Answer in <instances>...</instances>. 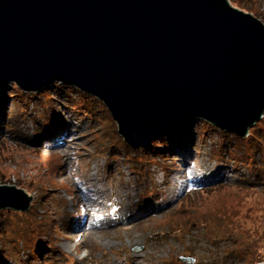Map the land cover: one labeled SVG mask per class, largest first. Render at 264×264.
<instances>
[{
  "label": "rangeland",
  "instance_id": "obj_1",
  "mask_svg": "<svg viewBox=\"0 0 264 264\" xmlns=\"http://www.w3.org/2000/svg\"><path fill=\"white\" fill-rule=\"evenodd\" d=\"M230 2L264 23V0ZM10 86L0 100V181L33 200L5 215L1 247L10 256L2 264H55L66 255L63 264H242V255L264 263V180L233 133L198 119L174 130L171 145L158 144L164 154L140 161L113 148L116 136L95 105L94 117L71 108L84 103L76 92L55 87L20 99ZM257 124L249 130L264 145ZM60 135L63 144L49 141ZM226 181L232 187L218 195L197 193ZM75 213L82 219L74 223ZM28 214L45 225L29 227Z\"/></svg>",
  "mask_w": 264,
  "mask_h": 264
},
{
  "label": "water",
  "instance_id": "obj_2",
  "mask_svg": "<svg viewBox=\"0 0 264 264\" xmlns=\"http://www.w3.org/2000/svg\"><path fill=\"white\" fill-rule=\"evenodd\" d=\"M55 82L99 99L132 148L190 119L245 137L264 117V23L230 0H0V92ZM32 200L0 184V212Z\"/></svg>",
  "mask_w": 264,
  "mask_h": 264
},
{
  "label": "trees",
  "instance_id": "obj_3",
  "mask_svg": "<svg viewBox=\"0 0 264 264\" xmlns=\"http://www.w3.org/2000/svg\"><path fill=\"white\" fill-rule=\"evenodd\" d=\"M10 87H12V89H14L17 92V95L20 97V99H24V98L28 97L29 95H32L31 92H26V91H23L20 88H18L16 86V84H13L12 83V86H10ZM55 87H58L60 89H65V90H72V91L76 92L79 95V98H81V99L84 100V103H83L82 106H80V107H71L72 109H75L77 112H80V113H83V114H89L90 117H94L96 110L90 111L89 109H92V106L95 105L96 109L98 108L101 111V114L103 115L102 118L105 119V120H108L109 124L111 125V126H109L110 127V131H112V133L115 134V136H116V138L114 139V141H115V147H113V148H116V150H119V149L122 150V149H124V150L133 151V152H135L134 153V157L136 159L140 160V161L147 160L148 157H152V154L153 153H156V152L157 153H163L164 154L165 152H158V151H156V150H159L158 144L161 143V142L162 143H165L167 141L169 142L170 141L169 140V137H171L169 135H171V133L174 130L179 129L181 126L183 127L184 124H190L193 121L198 120V119L186 120V121H184V122H182V123H180V124L172 127L173 128L172 130L169 129V131H167L166 133L165 132L162 133L157 139H155L154 141H152V143L150 145H148L146 147H143V148H139V149L138 148L137 149L136 148L133 149L132 147H130L129 145H127L123 141L122 137L118 134L117 127L115 126V123L112 120L109 111L107 110V108L105 107V105L99 99H97L96 97H94V96H92L90 94H87L85 92H82L81 90H79L78 88H76L74 86H71V85H68V84H64V83H60V82H55V83L51 84L50 86L44 88L43 91L45 90L44 93H47V92L51 91L53 88H55ZM6 92H9V86L7 88L3 89L0 92V100H2V98L4 97V95L6 94ZM40 92H42V91H40ZM33 95H35V93H33ZM86 102H89V103H86ZM69 105H70V103H69ZM0 107H1V105H0ZM1 109H2V107H1ZM2 113H3V110H2ZM263 119H264V117H263ZM199 121H201L203 124L206 123L204 120H201V119H199ZM50 123L51 124L48 125V127L51 130V126L53 125V122H50ZM206 125H207V129L209 130L210 127H211V125H209V124H206ZM259 125L262 126V129H264V125L258 123L257 126H259ZM212 127L215 128L214 126H212ZM254 127H256V126H254ZM257 131H258V128H257ZM221 132L224 133V134H227V132H223V131H221ZM231 135H232V137L235 140H238V141H240L242 143V144L241 143H238L237 150L243 145V147H244V150H243L244 155L245 156H249L251 158V160L254 162L255 169L253 170V172H254V175H255V179L261 178L262 180H264V145H262L261 143H259L258 137L256 135H254V132L251 133V130H249V134H248V136L246 138H241V137L236 136L234 134H231ZM250 137L253 138L257 142L252 141L250 139ZM7 140L8 139H6L5 141L7 142ZM243 140H245V141H243ZM49 141H53V142L57 141L58 144H63L62 143L61 135H60V138L50 139ZM170 145H171V141H170ZM165 147H166L165 149H168L167 146H165ZM165 149H160V150L164 151ZM233 151H235V150H233ZM137 152H140V154L137 153ZM242 154H241V156H242ZM124 155H125V153H124ZM255 156L258 157V158H256ZM125 157L127 158V160L133 159L132 156L129 157L128 154H126ZM77 177L79 178L80 176H77ZM0 182L5 183L4 181H0ZM230 187H232V184L230 182H228V181H226V182H220L219 184H213L211 186H204V188H200V191L197 192V193H203V194H207V195H209V194H216V195H218V194L221 193V191L223 189L230 188ZM81 206L84 207V205H81ZM116 209H117V206H113L108 211H109V213L116 214V212H117ZM11 211H13V210H9L8 209V210L2 211L0 213V216H1V225H0V257H5V258H8V256H10V254H8L9 253L8 250H4L3 251V249L6 248V247L4 245V248L2 249L1 245H3V243H5V240H3V238H5L8 235V233L10 231V228L8 226H5L3 222H4L5 218H6L5 215H7ZM75 214H76V216L74 214L71 215V218H72V220H73L74 223L75 222H78L80 219H82V218H80V216H82L81 213H75ZM32 215L33 214H28V216H27L28 219L26 220V222H27V225L29 227L30 226H35L36 224H38V225H45L41 221L37 220V217H36L37 214H34L35 215V219L32 218ZM76 217H79V218L76 219ZM31 220L37 221L38 223H35L34 221L31 223ZM24 221H25V219H24ZM253 222H255V221H253ZM7 244L10 245L12 251L14 250L13 251V253H14L16 247L13 246L11 244V242H9V241L7 242ZM16 252H18L17 249H16ZM193 257H194L195 260H197L196 259L197 258L196 256H193ZM236 257H238V256H236ZM236 257L233 256L230 259L231 260H235ZM240 257H242V258H240ZM240 257H239V262L242 263V264H252V263H254V260H251V259L244 261L245 258L243 257V255L240 256ZM56 259H57V263H55V264H63L67 260V255L65 256V260H63L62 263H60V261H59L60 258H57L56 257ZM72 263H73V261H72ZM0 264H2L1 260H0Z\"/></svg>",
  "mask_w": 264,
  "mask_h": 264
}]
</instances>
